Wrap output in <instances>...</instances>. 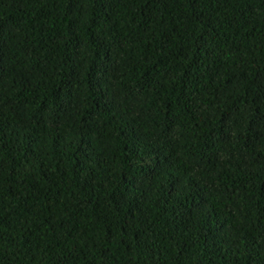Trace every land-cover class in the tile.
Instances as JSON below:
<instances>
[{"label": "trees", "instance_id": "1", "mask_svg": "<svg viewBox=\"0 0 264 264\" xmlns=\"http://www.w3.org/2000/svg\"><path fill=\"white\" fill-rule=\"evenodd\" d=\"M0 264H264V0H0Z\"/></svg>", "mask_w": 264, "mask_h": 264}]
</instances>
